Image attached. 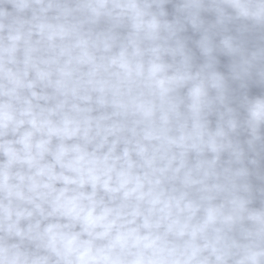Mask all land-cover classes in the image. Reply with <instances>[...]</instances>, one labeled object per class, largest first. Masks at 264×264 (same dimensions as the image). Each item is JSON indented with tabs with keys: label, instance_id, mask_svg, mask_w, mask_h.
I'll return each mask as SVG.
<instances>
[{
	"label": "clouds",
	"instance_id": "clouds-1",
	"mask_svg": "<svg viewBox=\"0 0 264 264\" xmlns=\"http://www.w3.org/2000/svg\"><path fill=\"white\" fill-rule=\"evenodd\" d=\"M0 264H264V0H0Z\"/></svg>",
	"mask_w": 264,
	"mask_h": 264
}]
</instances>
